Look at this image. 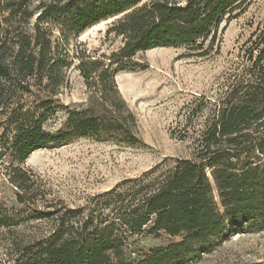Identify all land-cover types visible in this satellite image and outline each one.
<instances>
[{
  "label": "trees",
  "instance_id": "16d2710c",
  "mask_svg": "<svg viewBox=\"0 0 264 264\" xmlns=\"http://www.w3.org/2000/svg\"><path fill=\"white\" fill-rule=\"evenodd\" d=\"M247 1L0 0V164L18 205L6 207L0 200V231L11 237L10 264H178L224 218L264 216V38L252 49L256 57L249 58L245 91L205 119L191 139L189 158L99 195L90 210L37 208L39 188L24 168L32 152L74 138L116 136L134 144L135 117L118 93L116 74L134 71L138 53L202 49L224 18L240 14ZM111 19L106 36L120 39L116 51L101 58L85 50L70 53V37ZM74 60L97 104L69 112L58 130L46 131L45 115L35 117L24 97L36 83L51 89L63 85ZM50 106L51 100H42L39 109ZM35 222L45 223L48 231L27 242L12 238ZM146 229L180 241L132 258L131 247Z\"/></svg>",
  "mask_w": 264,
  "mask_h": 264
},
{
  "label": "rangeland",
  "instance_id": "374dc122",
  "mask_svg": "<svg viewBox=\"0 0 264 264\" xmlns=\"http://www.w3.org/2000/svg\"><path fill=\"white\" fill-rule=\"evenodd\" d=\"M176 1L183 4L185 0ZM243 8L240 14L236 11L229 19L225 17L215 39L209 36L202 49L156 48L138 53L133 58L137 65L134 71L116 74L118 93L135 117V127L130 126L134 144L116 136L100 141L74 138L58 147L32 152L24 168L39 188L37 208L45 209L51 204L90 210L99 195L123 189L125 184L127 187L177 159L189 158L191 139L198 135L205 119L217 107L234 103L250 80L249 58L256 57L252 49L264 38V0H248ZM113 20L70 37V53L85 50L89 56L101 58L116 51L121 46L120 39L106 36ZM60 37L55 34V38ZM76 65L74 60L66 70L63 85L51 89L36 83L32 95L24 97L26 109L35 117L45 115L46 131L58 130L69 112L95 108L97 104V96L87 89ZM46 99L51 100L49 109H39L40 102ZM4 172L0 164V200L6 207H18L16 191ZM36 223L20 229L12 238L27 242L48 231L45 223ZM10 238L0 231V264L11 262ZM179 241V237L149 234L146 229L131 247V257L141 259L151 250ZM178 264H264V216L224 218L219 229L194 245Z\"/></svg>",
  "mask_w": 264,
  "mask_h": 264
}]
</instances>
